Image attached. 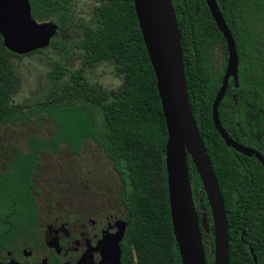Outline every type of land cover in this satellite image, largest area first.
<instances>
[{
    "label": "trees",
    "instance_id": "obj_1",
    "mask_svg": "<svg viewBox=\"0 0 264 264\" xmlns=\"http://www.w3.org/2000/svg\"><path fill=\"white\" fill-rule=\"evenodd\" d=\"M71 1L30 0L32 15L41 22L56 19L61 29ZM216 1L240 57L239 86L231 81L219 107L220 121L232 138L264 155V0ZM172 2L182 37L192 109L225 203L230 264H264L263 164L256 156L247 157L227 146L213 120V103L227 63L225 39L206 0ZM218 41L225 48L223 69L219 71L214 69L212 48ZM81 49L83 67L66 73L59 65L60 72L50 76L60 84L52 81L51 96L35 110L25 111L11 98L19 85L13 59L29 53L10 51L0 34V131L17 121H30L34 113L39 124L49 118L55 127L49 138L29 134L28 151L18 148L10 163L0 169V252L27 228L19 222L34 218L36 204L31 190L40 153L57 154L65 145L78 154L86 140H93L126 181L124 203L131 218L121 245L122 264H182L169 200L168 129L134 0H100L96 22L83 26ZM104 62L112 63L124 77L116 91L92 82L85 74V68ZM190 166L202 188L201 197L208 202L191 160ZM210 220L214 244L212 215ZM202 236L207 254L203 230Z\"/></svg>",
    "mask_w": 264,
    "mask_h": 264
},
{
    "label": "water",
    "instance_id": "obj_2",
    "mask_svg": "<svg viewBox=\"0 0 264 264\" xmlns=\"http://www.w3.org/2000/svg\"><path fill=\"white\" fill-rule=\"evenodd\" d=\"M218 29L228 47V61L222 85L213 103V120L227 146L247 156L264 155L256 148L233 139L224 129L219 107L229 89L231 78L239 85L240 57L236 40L216 0H206ZM143 40L154 69L157 88L168 129L166 145L167 179L171 218L182 264H207L202 226L194 199L190 160L201 178L211 209L214 230V263L230 264V233L224 199L210 156L202 139L188 92L182 37L172 0H134ZM60 25L38 21L32 15L30 0H0V34L5 46L15 54L33 53L48 48ZM190 156V158L188 157ZM126 228L120 230L113 250V264H122L121 242ZM254 260L258 258L251 247ZM109 257V258H112ZM0 264H19L15 261Z\"/></svg>",
    "mask_w": 264,
    "mask_h": 264
},
{
    "label": "rangeland",
    "instance_id": "obj_3",
    "mask_svg": "<svg viewBox=\"0 0 264 264\" xmlns=\"http://www.w3.org/2000/svg\"><path fill=\"white\" fill-rule=\"evenodd\" d=\"M100 0H72L67 12V21L61 27L59 33L53 37L54 44L44 49L42 53H29L23 57L13 59L16 67L19 85L11 92V98L23 110H35L50 96V84L53 80L50 73H59V65L66 73L83 67V51L81 42L83 39V26L96 22V8ZM57 22L56 19H51ZM58 23V22H57ZM213 48L214 69L222 70L225 61V48L218 41ZM85 74L89 80L99 83L104 88L113 92L120 88L124 77L110 62L100 63L93 67L85 68ZM69 75L66 76V80ZM38 114L31 115L30 121L6 125L0 131V166L10 159L16 147L26 148L28 135L39 134L43 138H49L55 132L54 122L46 118L39 124ZM36 184L42 191V202L45 204L53 200L66 202L74 184L84 182L85 178H93L99 175H109L114 179L119 176L112 162L104 151L93 140H87L80 153H73L67 146L57 154L47 153L41 159V166L36 172ZM195 203L199 212L202 230L206 235L208 247L207 258L210 264L214 263V244L212 239V221L208 202L201 197L202 188L199 187L195 170L190 166ZM77 181V182H76Z\"/></svg>",
    "mask_w": 264,
    "mask_h": 264
},
{
    "label": "flooded vegetation",
    "instance_id": "obj_4",
    "mask_svg": "<svg viewBox=\"0 0 264 264\" xmlns=\"http://www.w3.org/2000/svg\"><path fill=\"white\" fill-rule=\"evenodd\" d=\"M226 48L228 53L227 43ZM28 146L27 140L25 149L16 147L0 169L10 163L18 148L27 152ZM43 155L40 153L37 159L40 165L36 167V172ZM36 174L33 177L35 187L31 190L36 204L34 218L19 222L21 226L26 224L27 228L21 230L10 240L9 247L0 252V261L19 264H113L112 252L118 242L120 246V230L125 227L127 232L131 218L130 210L124 203L126 181L123 175L118 174V179L102 174L91 179L87 177L84 182L77 180L66 202L56 199L45 204L41 198L42 191L36 184Z\"/></svg>",
    "mask_w": 264,
    "mask_h": 264
}]
</instances>
